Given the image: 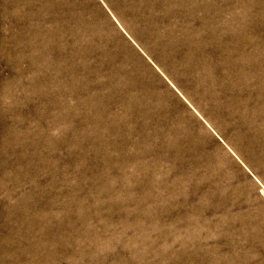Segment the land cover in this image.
Listing matches in <instances>:
<instances>
[{
  "label": "rangeland",
  "instance_id": "374dc122",
  "mask_svg": "<svg viewBox=\"0 0 264 264\" xmlns=\"http://www.w3.org/2000/svg\"><path fill=\"white\" fill-rule=\"evenodd\" d=\"M0 264H264V0H0Z\"/></svg>",
  "mask_w": 264,
  "mask_h": 264
},
{
  "label": "bare ground",
  "instance_id": "6f19581e",
  "mask_svg": "<svg viewBox=\"0 0 264 264\" xmlns=\"http://www.w3.org/2000/svg\"><path fill=\"white\" fill-rule=\"evenodd\" d=\"M261 93V92H260Z\"/></svg>",
  "mask_w": 264,
  "mask_h": 264
}]
</instances>
